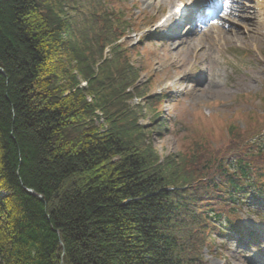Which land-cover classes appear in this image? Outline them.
I'll return each mask as SVG.
<instances>
[{"label": "trees", "instance_id": "1", "mask_svg": "<svg viewBox=\"0 0 264 264\" xmlns=\"http://www.w3.org/2000/svg\"><path fill=\"white\" fill-rule=\"evenodd\" d=\"M93 3L98 41L115 45L109 60L100 50V66L63 40L52 0H0V264H206L203 249L221 226L241 232L231 213L244 199L264 202L256 167L264 134L231 127L229 155L187 172L184 158L158 165L119 132L127 106L112 111L97 98L108 127L93 126L77 76L92 83L106 70L122 80L135 72L124 34L112 30L115 17L102 0ZM161 169L172 173L165 178Z\"/></svg>", "mask_w": 264, "mask_h": 264}, {"label": "rangeland", "instance_id": "2", "mask_svg": "<svg viewBox=\"0 0 264 264\" xmlns=\"http://www.w3.org/2000/svg\"><path fill=\"white\" fill-rule=\"evenodd\" d=\"M52 1L57 4L55 16L68 45L81 51L91 64H102L100 50L104 60L113 57L115 45L104 48L97 38L101 37L97 35V27L102 20L94 9L95 0ZM105 1L107 5L102 0L103 11L115 17L112 30L116 35L124 34L121 46L129 50L127 59L137 72L127 74L124 78L128 80H122L115 71L108 73L111 76L108 78L106 70L101 75L95 74L97 79L92 83L77 76L79 88L85 90L83 96L94 110L93 126L103 131L108 127V117L104 110L97 108V98L110 110L117 109L119 104L127 106L132 113L117 120L119 132L131 134L137 147L155 154L158 165L165 164L166 159L178 164L179 157L184 158L187 172L192 168L203 170L205 161L229 155L227 136L231 127L247 137L264 134V108L258 99L264 94V42L213 43L211 39V45L203 39V34L200 36L204 31L183 37L188 32L187 24L181 26L180 33L168 35L167 30L163 33L157 27L164 23L172 7L153 5L151 0ZM218 10L211 22L223 17L222 9ZM193 26L196 29L197 25ZM188 44H192L189 49ZM91 51L96 53L95 57ZM95 92L98 97L93 95ZM156 97L163 99L159 101ZM163 120L166 127L159 128ZM137 129H144L143 134L136 132ZM204 144H209L206 153L202 151ZM197 156L200 158L194 165ZM256 165L259 172H264L263 161L258 160ZM171 173L172 170H164L162 174L167 178ZM251 196L231 213L237 216L233 221L240 224L233 227H240L241 232L237 234L224 227L228 224L221 226L225 228L223 233L214 244L203 249L206 264H264V202ZM226 220L224 216L222 221L227 223Z\"/></svg>", "mask_w": 264, "mask_h": 264}, {"label": "bare ground", "instance_id": "3", "mask_svg": "<svg viewBox=\"0 0 264 264\" xmlns=\"http://www.w3.org/2000/svg\"><path fill=\"white\" fill-rule=\"evenodd\" d=\"M152 4H166L172 9L166 15L165 21L158 28L164 33V30L169 34L178 33L181 28L182 20H185L190 10L197 12L199 7L209 13V17L204 19L201 29H198V34L205 28L203 39H207V44L220 43L221 41H237L250 42L260 40L264 42V0H223L222 12L223 17L217 22H210L217 13L214 12V7L204 0H151ZM218 4L222 0H216ZM179 2L181 5H177ZM217 9V8H216ZM184 13V14H182ZM212 15H211V14ZM182 14V15H181ZM181 15V16H180ZM185 16V17H184ZM197 18H200L198 16ZM203 21V18L201 19ZM190 30L184 37H191ZM161 35V34H160ZM198 41L202 38H197ZM179 41H182L181 39ZM192 45V44H191ZM188 44V49L191 47ZM186 49V50H188Z\"/></svg>", "mask_w": 264, "mask_h": 264}, {"label": "water", "instance_id": "4", "mask_svg": "<svg viewBox=\"0 0 264 264\" xmlns=\"http://www.w3.org/2000/svg\"><path fill=\"white\" fill-rule=\"evenodd\" d=\"M32 193V192H31Z\"/></svg>", "mask_w": 264, "mask_h": 264}]
</instances>
